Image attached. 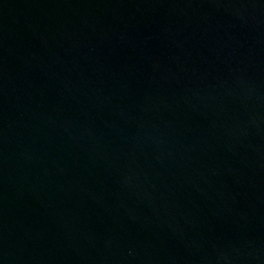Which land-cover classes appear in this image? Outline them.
<instances>
[{
    "label": "water",
    "instance_id": "95a60500",
    "mask_svg": "<svg viewBox=\"0 0 264 264\" xmlns=\"http://www.w3.org/2000/svg\"><path fill=\"white\" fill-rule=\"evenodd\" d=\"M0 264H264V0H0Z\"/></svg>",
    "mask_w": 264,
    "mask_h": 264
}]
</instances>
